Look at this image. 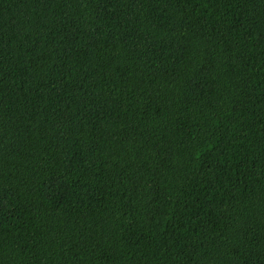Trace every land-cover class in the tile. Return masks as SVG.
<instances>
[{
    "label": "trees",
    "instance_id": "16d2710c",
    "mask_svg": "<svg viewBox=\"0 0 264 264\" xmlns=\"http://www.w3.org/2000/svg\"><path fill=\"white\" fill-rule=\"evenodd\" d=\"M0 264H264V0H0Z\"/></svg>",
    "mask_w": 264,
    "mask_h": 264
}]
</instances>
